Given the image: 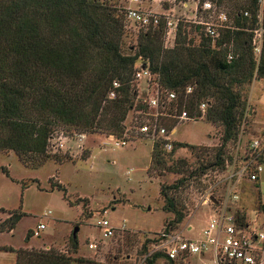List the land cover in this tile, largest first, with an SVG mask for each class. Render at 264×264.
Wrapping results in <instances>:
<instances>
[{
  "label": "trees",
  "instance_id": "1",
  "mask_svg": "<svg viewBox=\"0 0 264 264\" xmlns=\"http://www.w3.org/2000/svg\"><path fill=\"white\" fill-rule=\"evenodd\" d=\"M212 1L226 8L232 21L219 38L212 39L200 26L182 20L173 45L166 47L162 17L159 25L138 33L135 46L126 53L129 22L125 9L112 0H0V153L12 152L23 164L38 169L50 159V138L59 130L122 139L151 123L157 111L172 119L167 125L162 119L168 131L177 127L182 113L190 121L202 118L222 129L218 149L163 139L152 142L151 169L180 176L159 190L161 209L171 215L161 232L178 231L187 211L183 193L192 182L198 184L202 177L225 169L224 149L238 139L248 119L245 89L264 80V5L259 0ZM258 30L262 33L257 53L253 40ZM140 69L150 73L142 93L135 78ZM114 83L118 87L111 99ZM170 93L175 98L168 101ZM155 96L160 100L157 110L149 106ZM130 114L128 128L125 122ZM185 148L196 156L194 168L184 159L174 160L176 152ZM260 150L264 155V146ZM257 208L256 214L264 218L261 199ZM22 216L18 211L0 219V234L14 230ZM235 216L242 223L248 220L244 209H237ZM159 234L144 237V253ZM71 242L75 253L76 237ZM0 250L14 252L16 264L85 263L52 250ZM160 259L166 264H188L160 252L145 261L154 264Z\"/></svg>",
  "mask_w": 264,
  "mask_h": 264
},
{
  "label": "rangeland",
  "instance_id": "2",
  "mask_svg": "<svg viewBox=\"0 0 264 264\" xmlns=\"http://www.w3.org/2000/svg\"><path fill=\"white\" fill-rule=\"evenodd\" d=\"M112 3L123 9L137 8L129 0H112ZM168 5L166 2L162 5L147 4L146 10L163 13L162 8ZM193 8L192 4L183 8L176 3L175 19L182 21L184 14L192 17L188 10ZM137 34V28L128 23L124 39L126 53L129 46H135ZM173 41L172 35L165 37V46L171 47ZM254 82L244 92L248 119L242 123L238 139L228 143L224 149L227 156L225 169L202 177L200 184L192 182L183 193L187 211L179 230L183 231L187 226L192 228L183 231L184 238L202 240L203 230L217 218L212 201L207 205L203 203L204 196L214 187L215 200L226 197L227 178L232 168H239L250 152L251 142L260 138L262 123L253 122L254 116L250 115L249 97ZM137 89L139 93L146 89L144 80L138 83ZM131 120L130 114L125 122L128 128ZM164 123H172V119H165ZM176 126V132L169 137L172 141L209 150L220 147L222 129L202 118L177 123ZM62 133L66 137L60 140L62 148L55 149L50 141L51 157L38 169L23 164L12 152L0 153V169L8 173L6 175L0 170V219H7L12 212L23 214L11 234L0 235V244L35 251L52 250L82 259L85 261L83 264H147L143 261L146 254L142 250L144 237L160 233L164 229V221L171 218L161 209L160 186L171 185L180 176L167 171H153L152 143L135 133H131L128 145L120 148L104 146L107 139L102 133L84 134L85 139L80 140L77 137L80 133L75 129H65L56 132L55 136ZM176 159H184L191 168L197 163L196 156L188 148L179 149L174 156ZM261 184L259 190L257 181L252 183L244 178L232 180L229 186L231 193L239 196L238 207L246 211L249 219L254 218L258 226L264 222L263 216L256 214L258 199L264 202V179ZM102 219L113 228L111 237L105 238L98 228L97 223ZM39 224L46 228L38 238L32 237L29 242L28 234ZM74 231L78 241L75 253L71 242ZM91 245L95 247L90 248ZM154 264L166 263L160 259ZM189 264L214 263L208 257L190 258Z\"/></svg>",
  "mask_w": 264,
  "mask_h": 264
},
{
  "label": "built area",
  "instance_id": "3",
  "mask_svg": "<svg viewBox=\"0 0 264 264\" xmlns=\"http://www.w3.org/2000/svg\"><path fill=\"white\" fill-rule=\"evenodd\" d=\"M130 3L135 4L137 8L126 7V17L130 24L137 28L138 33H145L149 28L156 27L162 17L166 23V37L172 35L175 37L177 31V24L179 20L175 19L174 7L176 0H129ZM166 2L168 7L162 8L163 13H155L151 10H146V5L158 3L162 5ZM261 5H264V0H259ZM183 8H187L190 4L194 6L187 14L183 15V20L191 22L202 28L204 33L212 39L220 37L221 33L231 28L232 21L228 12L224 11L212 0H186L180 2ZM247 16V13H244ZM261 30L255 32L253 45L255 51L258 53L261 47ZM135 78L137 81H147L150 78V73L146 69H140ZM146 83V82H145ZM118 84L114 83L113 90L110 93V98L116 97L115 89ZM175 98L173 93L168 94L167 100L170 101ZM160 100L158 96L152 97L149 101V106L155 110L158 109ZM205 105H201L200 109L203 111ZM162 119H170V116L165 112H156L151 123H144L137 129V134L144 137L151 143L155 139L170 140L171 134L176 132V127L173 130L168 129L162 125ZM186 113H182L177 117V123L189 122ZM78 139H85L86 135L79 134ZM107 141L103 144L106 147L120 148L125 147L129 143V138L125 137L118 139L113 135L105 136ZM66 138L63 133L50 138L55 149L62 148V140ZM264 146V128L261 131L260 138L254 139L250 145V152L244 157L243 163L237 170L232 168V171L227 178L228 189L224 199H216L217 203L213 204V210L217 214V218L212 219L211 223L203 230L202 240H191L183 237V231L191 230V227L178 230L173 233L165 234L160 232L157 241L149 245L147 253L143 257V261L150 258L154 253L160 252L170 260H182L189 264L190 258H211L214 264H264V227L263 224L258 226L254 218H248L243 223L235 216L238 207L239 196L231 193V181L235 179H246L248 182H256L260 173H262L264 165L257 160H263V154L260 150ZM166 149L171 150V144L168 143ZM130 172L126 174L129 175ZM214 187L207 191L204 196L203 203H211L213 198ZM106 213V211L104 212ZM97 226L103 231L105 238L113 235V228L107 220L102 219L98 221ZM44 224H39L37 228L31 232V237L38 238L40 232L45 229ZM124 226L122 227V229ZM95 246L91 245L90 248Z\"/></svg>",
  "mask_w": 264,
  "mask_h": 264
},
{
  "label": "crops",
  "instance_id": "4",
  "mask_svg": "<svg viewBox=\"0 0 264 264\" xmlns=\"http://www.w3.org/2000/svg\"><path fill=\"white\" fill-rule=\"evenodd\" d=\"M249 102L251 104L250 115L254 116L253 122L255 121L261 122L262 129H263L264 128V80L254 82L252 92L249 97ZM263 173H260L258 180H257V183L259 184V190H261V185H262L261 183H263V179H264ZM0 210H2V208H0ZM12 232L13 230L10 233H6V234H11ZM29 234H31V232ZM31 238L32 237H29L27 238V240L30 242ZM0 249L18 250L20 248H15L13 246L6 245V244H3V245L0 244ZM0 264H16V254L14 252H10L7 250L5 251L0 250Z\"/></svg>",
  "mask_w": 264,
  "mask_h": 264
},
{
  "label": "water",
  "instance_id": "5",
  "mask_svg": "<svg viewBox=\"0 0 264 264\" xmlns=\"http://www.w3.org/2000/svg\"><path fill=\"white\" fill-rule=\"evenodd\" d=\"M262 163L264 165V156H263ZM211 201H212L213 204H216L217 203V201L214 198H211ZM73 237H76V232L75 231L73 232Z\"/></svg>",
  "mask_w": 264,
  "mask_h": 264
}]
</instances>
